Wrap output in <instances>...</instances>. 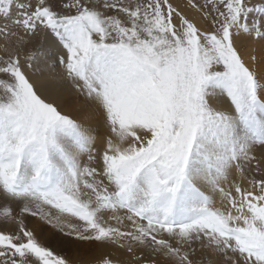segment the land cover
I'll return each instance as SVG.
<instances>
[{"label":"snow or ice","instance_id":"snow-or-ice-1","mask_svg":"<svg viewBox=\"0 0 264 264\" xmlns=\"http://www.w3.org/2000/svg\"><path fill=\"white\" fill-rule=\"evenodd\" d=\"M45 226L264 264V0H0V264H76Z\"/></svg>","mask_w":264,"mask_h":264},{"label":"bare ground","instance_id":"bare-ground-1","mask_svg":"<svg viewBox=\"0 0 264 264\" xmlns=\"http://www.w3.org/2000/svg\"><path fill=\"white\" fill-rule=\"evenodd\" d=\"M56 71L59 72L60 69L57 68ZM65 103H66V105H69V106H75L76 98L75 97H66L65 98ZM94 126H95V124H94ZM99 133L100 134L103 133V128L102 127L99 129ZM52 231H54V230L49 228V227H47V226H45L44 233H42L43 235H41V236L42 237H46L49 234L52 235ZM59 235L60 234L58 233V236ZM67 248H70V250L72 251L71 253H73L74 256L78 255L79 259L86 260V259L94 256V253L90 250V247L88 245H86V244H82V245L74 246V247H67ZM75 261H79V260H75Z\"/></svg>","mask_w":264,"mask_h":264},{"label":"rangeland","instance_id":"rangeland-1","mask_svg":"<svg viewBox=\"0 0 264 264\" xmlns=\"http://www.w3.org/2000/svg\"><path fill=\"white\" fill-rule=\"evenodd\" d=\"M44 233V231H43ZM54 231H52V235H53ZM43 235V234H41ZM52 235H48L46 237H42L40 236V238L46 243V244H49L50 246H53L56 248L57 251H61L63 254H66L68 256V258L72 259V260H79V261H76V264H91L92 260H93V257H90L86 260H83V259H79V256H74L73 253H71L72 251L70 250V248H67V247H61V246H57L55 241L53 239H51ZM55 235L58 236V233H55Z\"/></svg>","mask_w":264,"mask_h":264}]
</instances>
